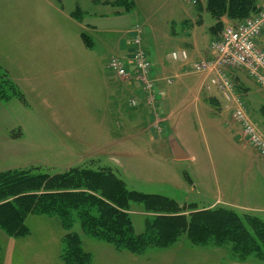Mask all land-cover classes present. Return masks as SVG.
Returning a JSON list of instances; mask_svg holds the SVG:
<instances>
[{"label": "rangeland", "instance_id": "374dc122", "mask_svg": "<svg viewBox=\"0 0 264 264\" xmlns=\"http://www.w3.org/2000/svg\"><path fill=\"white\" fill-rule=\"evenodd\" d=\"M71 2L0 0V47L3 48L0 51V87L3 94L6 93L0 97V171L30 168L34 173L51 175L72 167L102 169L122 179L127 189L173 198L181 206L175 213L182 214L184 220L194 211H211L217 206L245 213L221 203L208 207L213 197L204 194L201 187L198 190L197 186L192 191L189 189L187 177H190V168L187 161H174L164 154L160 138H153L149 130L140 133L146 124L144 126L139 120L133 128L125 127V114L142 105L141 113L146 111L150 118L147 127L153 133L161 134L164 116L159 109L160 92L157 89L152 94L151 102H147L149 97L138 87L139 93L132 96L137 100L134 105H130V95L120 90L119 85L114 98L105 99L96 94L102 89L104 75L110 77L107 83L110 84L111 95L114 93L112 88L115 80L134 82L138 86L131 68L130 77L117 79L112 71L103 68L102 62L103 58L106 62L112 55L120 56L113 42L126 35L121 27L127 25V17L123 15L116 23L114 18L107 17L110 15H84L83 25L96 23L97 26L114 27L117 30L93 32L88 27L83 30L65 13L73 10ZM141 6L134 13L139 14L146 47L147 42L151 43L152 37H156L152 24L158 27L162 15L157 0L150 4L142 2ZM108 8L112 10L111 6ZM109 9L98 11L86 7L88 13L111 12ZM146 15L148 20H145ZM174 28L179 29L177 25ZM83 31L91 38L92 48L82 46L80 33ZM126 37L130 38V34L127 33ZM141 46L143 48L142 39ZM169 49L162 48L163 51ZM144 53L147 57L145 50ZM150 68L152 75V65ZM195 74H201V88L204 89L208 77L205 73ZM249 80L264 90V86ZM65 81L68 84L67 92L72 94L83 89L92 93L98 105L82 104L80 99L75 98L67 102ZM38 83L40 88L36 91ZM235 84L236 94L244 100L240 91H236ZM40 89L42 93L38 95ZM244 104L258 127L264 130V115L255 112L251 103L246 104L244 100ZM239 137L244 141L241 133ZM113 140H117L116 146L112 145ZM236 154L239 156V152ZM236 154L235 151H226L225 163H229L228 175L233 186H242L245 157H239L236 163ZM122 211L130 217L136 234L145 230V218L157 213L140 203H130ZM251 214L257 216L259 221H264V212ZM248 221V218L242 219L253 240L248 247L227 239L220 231L218 235H209L210 239H217L216 242L210 240L196 245L189 240L185 223L183 229L175 233L174 241L167 246H151L135 254L116 250L108 243L85 236L78 223L66 230L56 216L39 213L26 216L24 222L29 229L26 236L7 238H22L23 251L21 254L15 252L13 264L18 259L20 264H58L62 236L66 231L80 234L83 249L91 254L89 264H264V235L252 232ZM220 237L224 238L222 242H218ZM4 250L3 247V253Z\"/></svg>", "mask_w": 264, "mask_h": 264}, {"label": "crops", "instance_id": "0c3cea01", "mask_svg": "<svg viewBox=\"0 0 264 264\" xmlns=\"http://www.w3.org/2000/svg\"><path fill=\"white\" fill-rule=\"evenodd\" d=\"M114 1L116 0H72L73 10L65 13L83 30L84 27H88L93 32H116L117 29L107 28L103 25L97 26L96 23L83 25L84 15H110L107 17L114 18L116 23L118 18L126 15L128 23L125 27H121L125 30L126 35L120 36L113 42L115 48L120 52L119 55L126 56L130 49L127 33L129 34V29L133 24L141 26L139 14L134 11L142 7V2L150 4L154 0H131L132 6L129 10H125ZM157 3L162 15L161 24H158V27L152 24V30L154 32L156 30V37L153 36L151 43L147 42L146 47L144 42L146 40L142 37V45L152 65V76L157 80V91L160 92L159 109L164 116L163 131L157 135L147 127L150 118L146 111L141 113L144 107L142 105L139 109L133 108L132 111L125 114V127L131 129L139 120L144 126L146 124V129L143 128L140 133L149 130L153 134V138H160L164 154L174 161H187L190 168V177H187L190 184L189 189L192 191V188L196 189V186L197 190L198 187H201L204 194L213 197V201L208 203V207L221 203L254 214L264 212V155H259L252 146L239 137L240 126L231 118L233 104L224 100L215 88L209 90L201 88V74L190 73L187 71L188 65L172 61L169 58V53L172 50L180 48L187 51L190 61L212 58L213 54L209 49V43L221 35L226 25L233 22L222 15L219 18L221 25L214 27L216 19L206 10L205 0H200L195 5L189 4L186 0H157ZM257 3L260 7H264V0H258ZM110 6L112 10L108 8ZM77 7L81 11L80 14H76ZM86 7L98 11L105 8L111 12L106 10L104 13H88ZM148 19L149 17L146 15L145 20ZM176 25L179 27L178 30L174 28ZM84 33L88 35L86 32ZM80 40L83 47L92 48L93 43L91 47H87L82 38ZM256 43L264 48V31L257 36ZM163 47L170 49L163 51ZM0 51H3V48L0 47ZM105 60L103 58L102 62L103 68L106 70ZM53 71L50 70V73ZM229 73L236 83V91L238 89L244 96L246 104L251 103L255 112L264 115V110H262L264 108V90L255 86L249 80L253 79L241 67H232L229 69ZM164 77H171L173 82L166 84L162 80ZM109 80L110 77L104 75L101 81L102 89L96 93L98 96L105 99H110L111 96L116 97L117 85L120 90H124L130 95L129 98L139 93L138 86L134 82L118 80L117 82L115 80L112 88L114 93L111 95L110 84L107 83ZM35 88L37 91L40 88V83ZM64 89L67 102L80 99L82 104L98 105L90 92L81 89L70 94L67 92L66 81ZM41 93L42 89L39 90L38 95ZM252 120L254 121L253 118ZM258 129L264 135V130L259 127ZM116 144L117 140H113L112 145L116 146ZM226 151H235V154L239 152V156L236 154L238 159L236 163L239 161V157H245L242 186H233L231 183L227 169L229 163H225L227 160ZM208 161L211 163L210 165ZM212 173L213 175H211ZM1 238L5 249L4 253L2 251L3 263L13 264L15 252L21 254L23 251L20 240L22 238L8 239L4 235H1ZM16 264H20V259ZM50 264L52 263L50 262Z\"/></svg>", "mask_w": 264, "mask_h": 264}, {"label": "trees", "instance_id": "16d2710c", "mask_svg": "<svg viewBox=\"0 0 264 264\" xmlns=\"http://www.w3.org/2000/svg\"><path fill=\"white\" fill-rule=\"evenodd\" d=\"M257 1L205 0V7L216 19L213 26L219 27L222 15L237 23L257 13L260 9ZM114 2L125 10L132 6L131 0ZM80 12L77 7L76 14ZM80 34L85 45L91 47V39L84 32ZM1 90L0 87V97H4L6 93ZM130 203H140L157 212L151 218H145V230L140 234L134 233L130 217L122 211ZM180 208L171 197L127 189L122 179L102 169L72 167L51 175L34 173L30 168L3 170L0 171V264H3L1 235L26 236L29 229L24 221L30 213L56 216L66 230L78 223L85 236L108 243L116 250L135 254L151 246H167L185 223L188 238L196 245L210 240L216 242L217 239H210L209 235H218L220 231L227 239L248 247L253 240L242 223L243 218H248L252 232L264 235V221H259L251 213H238L232 208L217 206L211 211H194L184 220L182 214L175 213ZM223 239L218 238V242ZM58 259V264H89L91 254L83 249L79 233H64Z\"/></svg>", "mask_w": 264, "mask_h": 264}, {"label": "built area", "instance_id": "2783aa9c", "mask_svg": "<svg viewBox=\"0 0 264 264\" xmlns=\"http://www.w3.org/2000/svg\"><path fill=\"white\" fill-rule=\"evenodd\" d=\"M196 4L200 0H186ZM264 30V7L257 13L244 18L242 21L228 24L224 27L219 38L209 43L212 58L189 60L185 49L172 50L169 57L188 65V70L195 73H205L208 77L205 82L207 90L215 88L224 100L233 104L231 117L240 126V133L254 149L264 155V135L259 131L256 123L251 119L244 100L235 92L234 82L229 69L232 66H242L249 77L256 83L264 86V49L256 43L257 36ZM142 28L135 24L130 29L129 52L126 56H110L105 66L111 70L117 79L130 77L131 68L135 73V80L139 89L148 96L151 102L157 89V80L150 74L151 64L141 46ZM166 84H171V77H164ZM134 97L129 99L130 105L136 104Z\"/></svg>", "mask_w": 264, "mask_h": 264}]
</instances>
